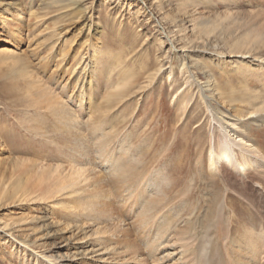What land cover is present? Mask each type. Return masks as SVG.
I'll return each instance as SVG.
<instances>
[{"label":"rangeland","instance_id":"374dc122","mask_svg":"<svg viewBox=\"0 0 264 264\" xmlns=\"http://www.w3.org/2000/svg\"><path fill=\"white\" fill-rule=\"evenodd\" d=\"M0 14V264H50L31 244L55 264L93 248L183 264L208 245L251 264L247 242L264 264V122L249 118H264V0H0ZM204 92L258 147L248 174L211 168Z\"/></svg>","mask_w":264,"mask_h":264},{"label":"bare ground","instance_id":"6f19581e","mask_svg":"<svg viewBox=\"0 0 264 264\" xmlns=\"http://www.w3.org/2000/svg\"><path fill=\"white\" fill-rule=\"evenodd\" d=\"M12 3H8L7 5L10 6ZM152 6V3H151ZM151 6L149 8H151ZM155 6V5H154ZM164 18L163 16H161ZM0 18H2L0 14ZM163 22L161 18L158 19V22ZM161 22V23H162ZM155 24V23H154ZM166 23L163 22V25L167 28L165 25ZM171 25V24H169ZM156 25H154L155 27ZM172 26V25H171ZM170 26V27H171ZM169 27V26H168ZM170 27L169 30L166 29V33H164V36L167 38V40L172 44L171 46L174 47V44L176 43L174 39H176V33L175 31H171L170 33ZM172 28V27H171ZM21 29V28H20ZM157 30V29H156ZM158 31L161 33V29L158 28ZM20 32V30H14L13 35H16ZM161 47H166L165 44ZM178 48L175 49V51H180L182 53L186 52L185 48L183 46H177ZM0 51L3 52V54H9L11 52V48H1ZM188 66L186 59L183 61L182 69L186 68ZM170 68V66H169ZM166 69L163 67L160 70L163 73ZM213 93L217 94L220 92L218 87L212 88ZM210 96L206 95L204 92V99L205 103L208 107V112L212 114L214 117V120L219 122V127L221 131V135H218V141L217 144L211 146L210 149V156H209V164L211 165V168L214 167H223L229 168L233 171H237L240 175L248 174L254 165L259 164L257 162L258 156H260V151L258 147H256L254 144L249 142V140H245L243 137V132L240 130L239 127L235 125L233 122L234 120H237L239 117L236 115L229 113L225 117L226 118H218V115L216 113V107L210 105L209 102ZM264 109V104L262 105ZM249 118H254L256 127L263 126L264 118H258L255 115L249 116ZM226 126V127H225ZM260 162V160H259ZM262 162V161H261ZM264 163V160H263ZM0 234L7 236H12L11 232L7 228V226L0 224ZM209 246V245H208ZM208 246H203L199 253L198 258H191L190 260H186L183 264H236L237 261H239V264H242V260H240V257L238 256L236 259L232 260L231 256L229 254H226L224 257H222L221 250L218 248L209 249ZM244 247L246 250L252 253V260L251 263H256L257 255H260V250L256 243L253 242H247L244 244ZM251 247V248H249ZM249 248V249H247ZM27 251L30 253L36 254L39 256L43 261L46 263L49 262L50 264H55L53 261L55 258L52 256H48L45 253L37 250V248L31 244L26 246ZM242 249V250H245ZM189 250L185 248L182 251L183 258L187 256V253ZM89 256L87 259L91 260L89 263L84 264H94L100 263V264H115L113 260H111L109 257H107L108 252L106 250H101L98 248H93L91 251L88 252ZM195 254V253H194ZM255 257V258H254ZM52 258V259H51ZM64 261L63 259L60 260ZM69 261V260H68ZM189 261V262H188ZM192 261L193 263H190ZM258 261V260H257ZM67 262V260H66ZM58 263V262H57ZM250 263V262H248ZM70 264V263H67Z\"/></svg>","mask_w":264,"mask_h":264}]
</instances>
